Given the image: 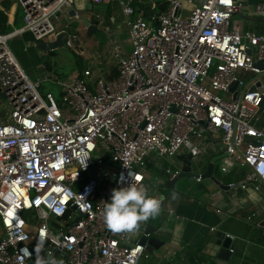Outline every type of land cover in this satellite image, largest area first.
<instances>
[{"label":"built area","instance_id":"obj_1","mask_svg":"<svg viewBox=\"0 0 264 264\" xmlns=\"http://www.w3.org/2000/svg\"><path fill=\"white\" fill-rule=\"evenodd\" d=\"M117 1L132 49L106 50L115 75L87 67L58 80L30 78L9 41L29 33L47 42L61 33L77 52L76 33L54 25L74 0H13L22 25L0 32V264H35L41 238L45 257L64 264H141L139 235L107 229L103 203L132 182L150 191L148 157L173 158L185 147L197 156L192 139L203 131L219 139L221 172L246 169L230 189L264 186V81L256 78L264 73V33L228 29L243 11L264 20V2L164 0L145 15L132 0ZM50 79L61 86L58 98L42 90ZM165 173L172 179L179 170Z\"/></svg>","mask_w":264,"mask_h":264},{"label":"crops","instance_id":"obj_2","mask_svg":"<svg viewBox=\"0 0 264 264\" xmlns=\"http://www.w3.org/2000/svg\"><path fill=\"white\" fill-rule=\"evenodd\" d=\"M3 1L5 0H0V11L5 16L4 26L7 30L13 26L20 27L22 25L20 8L13 0H10L11 4L9 8H5L2 5ZM259 2H264V0H245L244 4L245 7H251L253 4ZM155 4L157 3L152 1L141 3V0H132V5L135 9H145V15H149L148 10L152 9V5ZM13 6L15 8L12 18H10L8 12L10 14ZM118 6L120 8L119 4ZM94 7L89 0H74L73 5L64 9L54 23L55 28L61 30L66 23L74 21L81 28V33H85L86 28L82 24L81 19L86 18L91 23L97 25L98 32L102 36L103 56H100L101 53L96 50L91 51L80 48L79 52L72 51L77 60L82 63L83 68L68 80L76 77L87 67L93 69L96 76L103 78L113 76L116 72L115 62L110 55H107L106 50L109 48L111 51H114L117 48L120 55L124 56L128 54L124 51L123 47L125 45L124 42L129 41V33L128 35H124L116 29L115 23L117 19L111 11H104L99 7L94 9ZM80 11L83 13H80ZM74 12L78 13L81 18L74 19L72 17ZM232 18L231 26L238 28L241 32L253 31L264 33V20L259 17L252 16L243 11L233 15ZM128 30L129 26L127 27V32ZM20 37L28 42L25 45L26 49L30 47V42H33V46H36L37 50H39L41 57L36 56L37 59H43L47 55L52 56L55 54L56 49L63 48L60 46L45 49L40 46L55 41L56 37H51L47 42L43 43L32 41V36L29 33H25ZM25 47L24 50H26ZM16 58L26 68L22 59H19L18 56ZM42 66L45 70V75H42V77L40 76V72L34 75L27 68L26 70L33 79L54 76L53 74L55 73L52 71L50 64L44 62ZM42 66L41 62H39V71ZM239 74L247 84L253 81L251 73L240 72ZM262 110V117L264 118V102L262 103ZM203 133V139H192L198 145L199 152L197 155L203 163V166L196 171L197 173H203L209 161L217 159L221 155L219 139L209 136L206 131H203ZM189 152L185 147L173 158L160 159L155 154H151L148 157L145 172L152 185L149 195L161 198L167 192L166 184L169 178L165 173V169L180 170L183 166L181 157ZM222 158L215 161L213 175L223 185H227L230 181L238 182L242 180L240 176L245 175L246 169L235 166L227 173L221 172L220 165L223 163ZM231 170H234L235 173L230 175V178L232 176L231 179H227V175ZM177 186L186 192L179 198H176L174 195L171 200L162 205L166 209L163 212V219L159 221L158 217L155 219L150 218L147 222L141 224L138 234H132V237H136V235L140 236L146 223L150 222L159 229L154 236L159 237L164 242L158 249H153L152 251L145 250V256L142 257L141 264H227L225 261H221L212 255L209 241L216 231L229 233L233 241L237 239L235 264H264V228L259 226L264 219L263 185H260L258 190H254L250 185L247 189H225L218 187L210 179H194L191 182L188 178H183L177 182Z\"/></svg>","mask_w":264,"mask_h":264},{"label":"rangeland","instance_id":"obj_3","mask_svg":"<svg viewBox=\"0 0 264 264\" xmlns=\"http://www.w3.org/2000/svg\"><path fill=\"white\" fill-rule=\"evenodd\" d=\"M148 1L159 3L160 1H164V0H141V3H143V2L147 3ZM108 5H110V6H108ZM94 6H95L94 9L99 7V8H101V10H104V11L106 10L109 12L111 11V13L117 19V21L115 23L116 29H118L119 32L123 33L124 35H126V34L128 35L129 30L127 32L128 26H127V23L125 21V16L122 14V12L118 6L117 0L110 2L109 4L104 3V4L94 5ZM113 6H115V8L112 9ZM4 10H6V9H4ZM80 13H83V12L80 11ZM135 17H136V15L130 16L129 20H134ZM4 21H5V17L1 14V11H0V32H7L8 31L4 27ZM56 21L57 20H55L54 23ZM65 26H67L66 29L70 33H76L77 41L75 42V45H78V46H76L78 49L82 48L84 50H91V51L96 50L97 52L101 53L100 56H103L102 36L99 34L100 32H98V30L96 32H93L91 35L88 36V35H86V32L81 33L82 30L79 27V25L77 24V22L73 21L71 23H66ZM43 42H44V40L40 41V43H43ZM27 43L28 42L24 41L20 36H17L16 38L9 41V45H10L12 51L14 52V54H16V56H18L19 59H22L23 64L26 66V68L30 72H33L34 75H37L39 72H40L41 77H42V75H45V70L42 66L44 64V62H46L47 64H50L52 71L55 73L53 75L58 80L70 79L76 72H78L80 69L83 68L82 63H80L77 60V57L73 53L75 51L73 49L67 47V46H62L63 48L56 49L55 54H53L52 56L47 55L43 59H37L36 56L40 57L39 50H37L36 46H33V44H32L33 42H30V44H31L30 47H28L26 50H24V47ZM124 43H125V45H124L123 49L126 53H129L132 49L131 43H130V41H125ZM78 49H77V52H79ZM39 62H41V66H42L40 71L38 69ZM19 63H20V61H19ZM21 66L23 67L22 64H21ZM26 68H24V69L26 70ZM26 72L30 76V74L27 70H26ZM51 73H49V74H51ZM41 86H42V90L52 92L56 98H58L61 94V86L52 79L43 81L41 83ZM222 96L224 98H228V95L222 94Z\"/></svg>","mask_w":264,"mask_h":264},{"label":"water","instance_id":"obj_4","mask_svg":"<svg viewBox=\"0 0 264 264\" xmlns=\"http://www.w3.org/2000/svg\"><path fill=\"white\" fill-rule=\"evenodd\" d=\"M150 5V4H149ZM153 10L149 9L148 14L153 15ZM82 24L86 28V34L89 36L91 33L98 30V27L96 24L91 23L88 19L82 18L81 19ZM231 21L229 22L228 29H230ZM62 41V34L59 33L56 36L55 41L48 43L47 45H40L43 48H56L63 46ZM250 53V51H248ZM256 78L263 79L264 81V73L256 75ZM235 86L232 87V89ZM253 89V86L251 87ZM0 97H3V95L0 93ZM241 98V94L239 95V99ZM225 154L221 153L217 157V159L224 157ZM217 159H211L209 163L206 165L205 171L203 173H197L196 171L200 169V167L203 166L202 161L198 157V155H193L192 153H187L186 155H183L181 157V161L183 163L182 168L179 170V173L173 177L172 179H169L166 188L167 192H165L162 196V205L167 203V201L171 200L173 196L175 195L176 198H179L182 194H184L186 191L181 190L177 186V182L180 181L183 178H188L189 181H193L196 177L200 176L202 179H210L213 181L218 187L220 188H229L227 185H223L214 175H213V168L214 163ZM93 171L96 170L95 165L92 168ZM92 178H95V173L92 172L91 174ZM114 179V176H112ZM166 211L164 207H162L161 214L158 216V220L161 221L163 219V212ZM259 226L264 228V219L259 224ZM161 231H163L160 228ZM159 231L158 227L156 225H153L152 223H146L144 230L142 231L141 235L139 236V242L145 246V250L152 251L153 249H158L161 247L164 242L157 236H154ZM152 235L151 237H149ZM236 240L233 241L232 236L229 233H224L221 231H216L215 235L211 238L209 241L212 255L213 257H216L217 259L221 261H225L227 264H235L236 260ZM40 256L45 257V253L41 252ZM237 264V263H236Z\"/></svg>","mask_w":264,"mask_h":264},{"label":"clouds","instance_id":"obj_5","mask_svg":"<svg viewBox=\"0 0 264 264\" xmlns=\"http://www.w3.org/2000/svg\"><path fill=\"white\" fill-rule=\"evenodd\" d=\"M86 162L84 167L87 166ZM110 201L103 203L100 215L107 229L114 234H138L142 223L150 218L155 219L162 211V199L149 195L147 187L135 182L112 189ZM43 246L41 238L35 264H64L63 260L55 257L40 256Z\"/></svg>","mask_w":264,"mask_h":264},{"label":"trees","instance_id":"obj_6","mask_svg":"<svg viewBox=\"0 0 264 264\" xmlns=\"http://www.w3.org/2000/svg\"><path fill=\"white\" fill-rule=\"evenodd\" d=\"M10 4H11V1L10 0H5V1H3L2 2V5L5 7V8H9V6H10ZM1 14H2V12H1ZM3 15V14H2ZM4 16V15H3ZM8 16H9V12H8ZM5 17V16H4ZM5 27V26H4ZM6 28V27H5ZM12 29V27L10 28V29H8V31H10ZM7 30V29H6ZM7 31V32H8ZM1 33H6V32H1ZM235 173V171L234 170H231L230 171V173L227 175V179H231L232 178V176H231V178H230V175L231 174H234ZM241 178L240 179H243V177H244V175H242V176H240ZM231 182V181H230ZM230 182H228V183H230ZM227 183V184H228Z\"/></svg>","mask_w":264,"mask_h":264},{"label":"bare ground","instance_id":"obj_7","mask_svg":"<svg viewBox=\"0 0 264 264\" xmlns=\"http://www.w3.org/2000/svg\"><path fill=\"white\" fill-rule=\"evenodd\" d=\"M14 8L15 6L12 7L11 11H10V14H9V17L12 18V15H13V12H14Z\"/></svg>","mask_w":264,"mask_h":264}]
</instances>
